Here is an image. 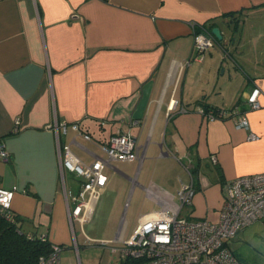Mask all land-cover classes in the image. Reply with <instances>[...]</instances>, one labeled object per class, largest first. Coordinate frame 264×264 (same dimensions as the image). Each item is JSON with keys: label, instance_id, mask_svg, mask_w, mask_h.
Segmentation results:
<instances>
[{"label": "crops", "instance_id": "crops-1", "mask_svg": "<svg viewBox=\"0 0 264 264\" xmlns=\"http://www.w3.org/2000/svg\"><path fill=\"white\" fill-rule=\"evenodd\" d=\"M202 24L217 26L222 40L194 59V31ZM255 85L262 107L246 116L258 139L248 140L228 116L202 115L205 107L246 108ZM62 121L68 127L60 140L85 153L81 161H107L90 233L82 225L80 238L68 215L73 202L64 190L72 188L64 184L53 127ZM73 122L92 139L76 134ZM118 130L144 147L140 164L108 161L99 148ZM0 140L9 152L0 160V186L19 188L11 211L26 230L60 245L59 264H74L75 252L78 264H101L106 248L118 253L117 262L111 248L167 197L179 204L189 171L195 194L178 215L217 221L223 184L264 170V0H0ZM136 193L144 210L129 232L125 214ZM246 228L228 247L239 264H264ZM94 240L103 248L98 261L89 256L98 249L87 247Z\"/></svg>", "mask_w": 264, "mask_h": 264}, {"label": "built area", "instance_id": "built-area-1", "mask_svg": "<svg viewBox=\"0 0 264 264\" xmlns=\"http://www.w3.org/2000/svg\"><path fill=\"white\" fill-rule=\"evenodd\" d=\"M214 42V36L206 31L202 29L194 31L195 54L192 58L201 59ZM260 94L261 89L255 85L247 97L246 108L238 105L229 109L207 108L201 113L208 120L228 116L233 119L236 126L248 131V140H256L259 136L251 130L246 111L262 107L259 100ZM173 107V104L169 105V109ZM181 110L185 111L184 108ZM17 123L16 120L14 130L17 129ZM69 125L84 139H92L89 133L81 129L79 122ZM53 127L57 135L61 170L65 168L84 177L77 193L64 190L66 196L73 202L72 208L68 210L70 222L78 221L82 226L91 218L93 205L107 182V176L102 169L107 161L97 157L90 164L84 163L72 152L69 144L62 143L60 140L68 124L62 121L55 123ZM99 148L106 154L108 161L137 160L140 164L144 155V147L139 145L137 138L128 131L114 132L105 142L99 144ZM8 157L9 152L4 142L0 140V160H7ZM213 159L215 160L214 156ZM189 173L190 182L177 192L179 204L167 197L166 205L162 206L156 212L157 214L141 215L138 226L131 236L120 248L112 247L111 249L118 251L120 257L140 258L142 260L140 264H239L228 247V241L239 230L264 217V170L237 176L223 184L222 205L218 220L215 222L207 219H187L178 215L183 205L192 203L195 194L193 176L190 171ZM145 190L148 196L159 199L151 186L145 187ZM17 191L19 188L16 185L0 186V212L7 217H11L12 199ZM100 243L105 244V242ZM53 249L46 261L50 264H59L60 247L55 245ZM42 261H44L43 258Z\"/></svg>", "mask_w": 264, "mask_h": 264}, {"label": "trees", "instance_id": "trees-1", "mask_svg": "<svg viewBox=\"0 0 264 264\" xmlns=\"http://www.w3.org/2000/svg\"><path fill=\"white\" fill-rule=\"evenodd\" d=\"M200 29L212 35L211 25L202 24ZM214 40L220 43L222 39L214 37ZM21 219L13 212L11 217L0 212V264H50L46 259L57 244L52 243L46 234L26 230ZM141 261L140 258L125 256L112 264H140Z\"/></svg>", "mask_w": 264, "mask_h": 264}, {"label": "rangeland", "instance_id": "rangeland-1", "mask_svg": "<svg viewBox=\"0 0 264 264\" xmlns=\"http://www.w3.org/2000/svg\"><path fill=\"white\" fill-rule=\"evenodd\" d=\"M73 153L76 156H79L81 158H86L85 153H83L82 151H78L73 149L72 150ZM64 177H65V182L64 184H66L67 188H72V191L74 193H77L78 190L81 188L82 182L84 181V177L81 175H77V173L75 172H71L67 169L64 170ZM139 187H137L136 192H138ZM143 203L137 201V193L135 195L132 196V199L130 200L129 203V207L127 208L126 211V220L129 222V232L132 230V228L135 226L136 224V218L139 215V213L144 210L143 207ZM96 217H98V209L95 211V213H93V221L96 219ZM92 221V222H93ZM256 222V221H255ZM91 223L90 222H86L83 224L82 228L87 232L90 233L89 231V225ZM253 224V223H252ZM250 226V225H249ZM101 227V226H99ZM248 227V226H247ZM246 228V227H245ZM73 230H74V234L77 236V238H80L81 235V225L78 221H74L73 222ZM128 232V233H129ZM246 232V239L249 243V246L252 248H255L257 251H264V221H257L256 223H254L251 227L246 228L245 230ZM98 241H91L90 245L87 247L90 248H97L98 250L96 251V249H94L93 251L90 252L91 256V260H96L98 261L99 258L101 257V250L103 248H100V246L98 245ZM110 245V244H109ZM106 247V246H104ZM82 250L83 246L80 247ZM105 249V248H104ZM246 249L248 251H250V248L248 246H246ZM254 250V249H253ZM255 251V252H257ZM258 253V252H257ZM104 258H102L101 264H106V256H108V258L112 259L113 263L116 262L117 258H118V253H112L109 249H105V253H104ZM84 255V254H83ZM74 260L73 263L74 264H78V261H80V254L79 252L74 253L73 256ZM83 260V259H82ZM63 263V260L61 258V264Z\"/></svg>", "mask_w": 264, "mask_h": 264}, {"label": "water", "instance_id": "water-1", "mask_svg": "<svg viewBox=\"0 0 264 264\" xmlns=\"http://www.w3.org/2000/svg\"><path fill=\"white\" fill-rule=\"evenodd\" d=\"M211 33L217 39H222V35L220 33V29L217 26L212 27Z\"/></svg>", "mask_w": 264, "mask_h": 264}]
</instances>
